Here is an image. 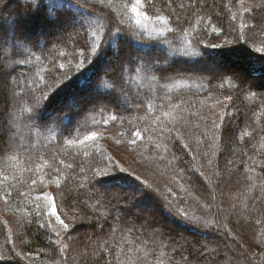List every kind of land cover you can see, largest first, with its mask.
I'll return each mask as SVG.
<instances>
[{"label": "trees", "instance_id": "16d2710c", "mask_svg": "<svg viewBox=\"0 0 264 264\" xmlns=\"http://www.w3.org/2000/svg\"><path fill=\"white\" fill-rule=\"evenodd\" d=\"M141 2L0 0V264H264V0Z\"/></svg>", "mask_w": 264, "mask_h": 264}, {"label": "rangeland", "instance_id": "374dc122", "mask_svg": "<svg viewBox=\"0 0 264 264\" xmlns=\"http://www.w3.org/2000/svg\"><path fill=\"white\" fill-rule=\"evenodd\" d=\"M240 6L241 7H244L245 3H244V0H240ZM133 12H134V15L136 17V22L146 28L147 30H149L150 32L154 33V34H157V33H163L164 32V28L162 27L164 25V21H160V22H155V21H151L149 20L142 12V2L141 0H135V3H134V6H133ZM245 14V11L243 12ZM211 46L215 47V48H219V49H222V48H226V49H229L230 48V43L229 42H225V41H216L214 42ZM129 160H127L126 164L127 166L129 167V164H128ZM139 173H142L139 171ZM107 187V186H106ZM109 189V186L107 187ZM124 188V187H123ZM111 189V187H110ZM124 189H127V188H124ZM122 191V195L126 196L128 195V193L125 191V190H121ZM136 204V203H135ZM135 204L132 202V205L131 207L134 208ZM138 206V204H137ZM135 211L132 212V214L130 215L131 219H135L136 217H141V212L144 210V211H148L152 214H155L156 216H158L159 214V209L156 207V206H152V205H146V206H139L137 208L134 209ZM55 213L59 216L60 215V212L59 210L56 208L55 209ZM128 221H131L130 219H128ZM233 222V220H231ZM235 222V221H234ZM233 226H232V231L233 233L237 236L238 240L241 241L242 243H244L242 241V238H243V234H245L243 231L244 230V227L241 226V224H239L238 222H235L232 223ZM172 225V224H171Z\"/></svg>", "mask_w": 264, "mask_h": 264}]
</instances>
